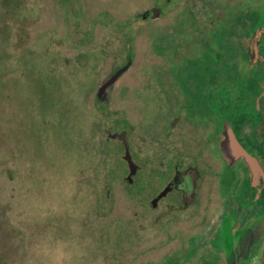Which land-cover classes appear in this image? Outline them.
Returning <instances> with one entry per match:
<instances>
[{"label": "flooded vegetation", "instance_id": "af4514ba", "mask_svg": "<svg viewBox=\"0 0 264 264\" xmlns=\"http://www.w3.org/2000/svg\"><path fill=\"white\" fill-rule=\"evenodd\" d=\"M121 1L97 4L101 13L140 6ZM79 4L85 14L90 4ZM140 9L125 26L147 30L163 20L161 38L137 51L129 37L126 62L98 89L96 105L107 111V91L135 55L148 53L133 84H144L143 93L128 97L129 118L114 116L102 141L123 160L108 168L85 252L91 264H231L235 238L264 216V0H144ZM88 39L76 61L94 73ZM133 133L141 145L131 142ZM256 264H264V243Z\"/></svg>", "mask_w": 264, "mask_h": 264}, {"label": "rangeland", "instance_id": "374dc122", "mask_svg": "<svg viewBox=\"0 0 264 264\" xmlns=\"http://www.w3.org/2000/svg\"><path fill=\"white\" fill-rule=\"evenodd\" d=\"M77 1L85 0H0V264L96 261L85 252L91 246L87 222L105 197L108 168L123 160L102 141L114 116L129 118L128 97L143 93L142 79V86L133 84L146 70L148 53L135 55L130 71L107 91V111L95 98L126 62L127 39L134 37L137 51L146 41L159 43L163 20L147 30L130 24L129 31L125 22L139 14L144 0L130 11L105 6L104 13L99 0H87L85 14ZM86 35L94 73L76 61ZM82 77L86 85L78 87ZM117 97L121 105L114 104ZM138 136L131 135L136 146L142 144Z\"/></svg>", "mask_w": 264, "mask_h": 264}, {"label": "water", "instance_id": "95a60500", "mask_svg": "<svg viewBox=\"0 0 264 264\" xmlns=\"http://www.w3.org/2000/svg\"><path fill=\"white\" fill-rule=\"evenodd\" d=\"M129 66L119 70L105 85L102 86L99 96L113 85L118 78L128 70ZM236 249L231 253V264H256L258 263L264 243V216L249 225V227L235 238Z\"/></svg>", "mask_w": 264, "mask_h": 264}]
</instances>
